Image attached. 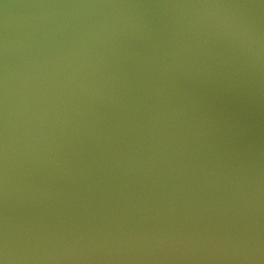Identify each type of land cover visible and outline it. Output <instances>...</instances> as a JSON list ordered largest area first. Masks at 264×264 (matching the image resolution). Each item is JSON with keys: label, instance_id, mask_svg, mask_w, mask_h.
<instances>
[{"label": "water", "instance_id": "water-1", "mask_svg": "<svg viewBox=\"0 0 264 264\" xmlns=\"http://www.w3.org/2000/svg\"><path fill=\"white\" fill-rule=\"evenodd\" d=\"M0 264H264V0H0Z\"/></svg>", "mask_w": 264, "mask_h": 264}]
</instances>
